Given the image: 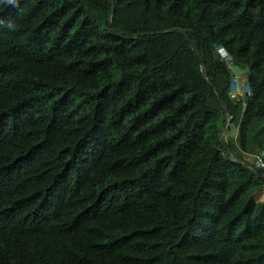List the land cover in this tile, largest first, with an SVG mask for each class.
Returning <instances> with one entry per match:
<instances>
[{"label":"trees","instance_id":"obj_1","mask_svg":"<svg viewBox=\"0 0 264 264\" xmlns=\"http://www.w3.org/2000/svg\"><path fill=\"white\" fill-rule=\"evenodd\" d=\"M260 149L264 0L0 3V264H264Z\"/></svg>","mask_w":264,"mask_h":264},{"label":"built area","instance_id":"obj_2","mask_svg":"<svg viewBox=\"0 0 264 264\" xmlns=\"http://www.w3.org/2000/svg\"><path fill=\"white\" fill-rule=\"evenodd\" d=\"M216 51L220 54L221 57H223L225 60H228V56L225 50L221 46H217ZM233 79H235V77H233ZM231 88L232 87L230 86V90H232ZM236 88H237L236 93H233L231 91L232 95L240 94L248 89L247 84L245 82L240 83L239 81L236 84ZM248 157L250 159L252 166L259 169L264 177V149H260L256 153L248 155Z\"/></svg>","mask_w":264,"mask_h":264},{"label":"water","instance_id":"obj_3","mask_svg":"<svg viewBox=\"0 0 264 264\" xmlns=\"http://www.w3.org/2000/svg\"><path fill=\"white\" fill-rule=\"evenodd\" d=\"M247 69H248V66H247V65H244L243 67H240V66L237 65V64H232V65L229 67V70H230V72H231V74H232L233 76L230 78L229 85L231 86V80L233 79L234 76H237V75H239V74H241V73L246 74Z\"/></svg>","mask_w":264,"mask_h":264},{"label":"rangeland","instance_id":"obj_4","mask_svg":"<svg viewBox=\"0 0 264 264\" xmlns=\"http://www.w3.org/2000/svg\"><path fill=\"white\" fill-rule=\"evenodd\" d=\"M239 80H241L242 81V77L239 79ZM240 81V82H241ZM237 82H238V80H236V79H232V81H231V91L233 92V93H236V90H237V88H236V84H237ZM263 194V193H262ZM261 196V195H260Z\"/></svg>","mask_w":264,"mask_h":264},{"label":"clouds","instance_id":"obj_5","mask_svg":"<svg viewBox=\"0 0 264 264\" xmlns=\"http://www.w3.org/2000/svg\"><path fill=\"white\" fill-rule=\"evenodd\" d=\"M17 2H18V0H0V3H3V4L15 5ZM9 27H11V25H9Z\"/></svg>","mask_w":264,"mask_h":264},{"label":"bare ground","instance_id":"obj_6","mask_svg":"<svg viewBox=\"0 0 264 264\" xmlns=\"http://www.w3.org/2000/svg\"><path fill=\"white\" fill-rule=\"evenodd\" d=\"M239 82L241 81V80H238ZM244 82V78H242V81L240 82V83H243Z\"/></svg>","mask_w":264,"mask_h":264}]
</instances>
